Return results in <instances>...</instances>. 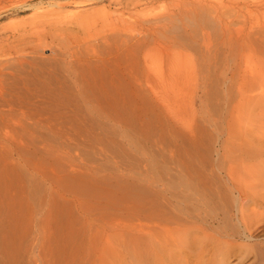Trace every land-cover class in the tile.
Segmentation results:
<instances>
[{
    "label": "bare ground",
    "instance_id": "obj_1",
    "mask_svg": "<svg viewBox=\"0 0 264 264\" xmlns=\"http://www.w3.org/2000/svg\"><path fill=\"white\" fill-rule=\"evenodd\" d=\"M22 1L5 6L6 0H0V19L33 12L0 32V115L11 116L15 100L27 95L26 104L36 113L47 112V119L36 121L40 130L127 133L140 98L131 61L134 34L120 33L127 36L120 38V46L112 47L109 36H102V28H110L111 23L99 24L91 32L86 30L91 26L89 14L67 12L68 3L65 8L49 0ZM80 6L74 4L73 12ZM253 6L264 10V0ZM214 19L221 29L228 27L219 17ZM147 21L149 26L154 24ZM258 35L260 53L254 65L241 68L240 83L236 90L232 86L235 91L230 99L209 118L183 121L185 163L168 169L164 181L153 179L143 188L131 186L129 195L116 200L111 224L104 218L97 229L72 231L65 261L55 264H232V259L235 264L248 259V264L264 263V250H256L264 230L259 226L264 221V23ZM62 39L81 43L83 50L64 46L68 50L63 49L62 67L48 71L50 66H43L41 70L40 52L45 44ZM54 50H49L53 56ZM74 122L77 125H70ZM188 139L194 152L192 166L186 164ZM172 174L179 175V188L174 187Z\"/></svg>",
    "mask_w": 264,
    "mask_h": 264
},
{
    "label": "rangeland",
    "instance_id": "obj_2",
    "mask_svg": "<svg viewBox=\"0 0 264 264\" xmlns=\"http://www.w3.org/2000/svg\"><path fill=\"white\" fill-rule=\"evenodd\" d=\"M49 1L67 6V12L89 14L91 26H85L87 31L111 23L109 30L102 28V36H109L112 47L121 45L120 38L134 34L131 61L134 81H139L135 92L140 98L131 129L121 135L40 130L36 121L47 119V112L36 113L26 104L27 95L15 100L11 116L0 115V264L65 261L72 231L97 229L104 218L111 224L116 200L129 195L131 186L143 188L153 179L168 178V169L176 170L185 163L183 121L212 116L238 88L241 68L254 65L261 50L258 31L264 23V10L253 6L260 0ZM6 2L2 5L16 3ZM74 4L81 6L73 12ZM26 13L0 19V32L15 25L12 22L16 20L19 23L30 18L33 12ZM216 17L228 27H218ZM147 20L155 25H147ZM114 28L119 30L114 32ZM93 40L102 43L97 37ZM62 41L45 44L38 62L41 70L43 66H50L48 71L62 67L63 49L71 45L83 50L81 43L66 40L64 45ZM39 114L43 117L34 116ZM185 148L186 164L192 166L194 152L189 139ZM172 178L174 187L179 188V175L172 174ZM259 226L264 227V221ZM260 237L259 252L264 250V230Z\"/></svg>",
    "mask_w": 264,
    "mask_h": 264
}]
</instances>
